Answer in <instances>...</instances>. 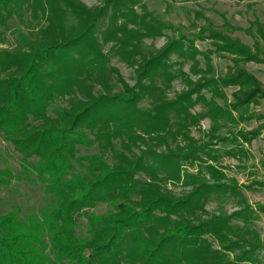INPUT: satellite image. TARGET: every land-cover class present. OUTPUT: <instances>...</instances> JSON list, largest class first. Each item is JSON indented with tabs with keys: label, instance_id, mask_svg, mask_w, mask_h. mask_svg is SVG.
I'll list each match as a JSON object with an SVG mask.
<instances>
[{
	"label": "trees",
	"instance_id": "obj_1",
	"mask_svg": "<svg viewBox=\"0 0 264 264\" xmlns=\"http://www.w3.org/2000/svg\"><path fill=\"white\" fill-rule=\"evenodd\" d=\"M105 3L0 0V138L19 155L17 172L0 168V207L15 182L39 187L47 200L0 208V264L254 263L261 244L252 213L237 181L216 163L238 157L264 129V85L246 69L264 64V22L255 18L242 30L248 45L232 36L239 28L225 20L215 26L201 10L191 11L195 33L187 35L146 12L141 0ZM13 20L20 26L9 32ZM8 32L12 48L2 46ZM156 37L166 38L159 49L144 42ZM195 40L212 48L201 51ZM108 43L136 67L133 85L110 66L101 48ZM214 54L230 61L222 74ZM176 79L184 88L169 98ZM196 105L200 111L191 113ZM204 119L210 127L196 140L189 129ZM193 166L195 173L186 171ZM167 184L189 191L176 195ZM213 194L237 197L238 209L208 215ZM98 204L109 210L94 213ZM235 217L242 228L230 225Z\"/></svg>",
	"mask_w": 264,
	"mask_h": 264
},
{
	"label": "rangeland",
	"instance_id": "obj_2",
	"mask_svg": "<svg viewBox=\"0 0 264 264\" xmlns=\"http://www.w3.org/2000/svg\"><path fill=\"white\" fill-rule=\"evenodd\" d=\"M88 8H99L105 6L106 0H80ZM145 6L146 12L152 14L153 17L160 21L172 24L173 30L182 31L183 33L190 35L195 33L194 28L190 26V21L193 19L191 11L201 10L202 13L215 25L220 26L222 23L227 21L230 25L239 28L240 30L235 31L232 36L239 38L243 43L251 45L252 39L248 37L242 30L248 26L250 21L255 18L264 22V0H141ZM111 9V7H110ZM134 10L139 14L142 13V8L137 5L134 6ZM112 12V10H110ZM107 14H104L98 22V29L103 30L108 24ZM23 18H30L29 14L25 13ZM34 22L30 24L34 25ZM202 21H197V25H201ZM10 31L20 26L16 20L10 21ZM31 27V26H30ZM6 33V43L4 47H14L10 44L14 41V36L11 33ZM172 33V32H168ZM166 41L165 37L146 38L144 42L146 45H152L159 49L164 45ZM195 44L198 49L204 51L206 48L211 49L208 40L199 41L195 40ZM102 51L109 58V64L118 70L122 78L129 84H134L136 78L135 69L136 67H130L128 64L121 60L118 55L112 54L111 50L114 48L113 43L103 44ZM212 57V64L215 71L218 74L224 73L226 67L230 65V61L227 58H219L215 54ZM172 61L177 60L176 55H172ZM190 61L183 66V71L188 72ZM247 71L252 73L258 78L264 85V64H253L249 63L246 65ZM192 79L194 76L190 75ZM169 90V98H172L174 93H179L183 90L184 86L180 79H176L171 84ZM232 89H228L227 93L230 95ZM147 99L144 100L140 105L145 107ZM57 105L63 104L61 99L56 101ZM200 105H196L191 108V113L200 111ZM260 113L264 114V100L261 101V105L258 107ZM256 126V122H252L246 129H252ZM210 127L209 119H204L199 123V126L190 127V136L196 140L204 138V133ZM264 132V131H263ZM180 139V138H179ZM221 144H217L216 147H220ZM172 147V145H171ZM163 150V147L159 148L158 151ZM218 150V149H217ZM83 153H88L83 151ZM89 153H93L89 150ZM19 155L13 150L10 143L0 138V168L9 167L15 172L19 170L18 167ZM216 167L223 171L229 179L237 181L239 191L245 199V204L249 206L251 211V217L249 218L250 227L255 229L258 233L261 247L254 253L255 261L252 264H264V137H260L253 144L244 145L243 152L239 153L238 157H229L228 155H222ZM187 172L195 173L196 166L187 167ZM205 173V172H204ZM206 178H209V174H206ZM138 178L143 179L144 176L139 174ZM170 189L176 195H183L189 191V188L183 187L179 184L172 185L167 184ZM1 197L4 199V203L1 205V209L8 208L10 204L23 205L25 207L40 206L44 205L47 200H44L45 195L42 190L31 184L18 182L13 183V186L4 190L1 193ZM239 199L230 195L217 196L213 194L208 200L205 211L210 214H231L238 209ZM109 207L105 204H98L93 212L97 214L106 213ZM88 213L91 210L87 211ZM207 217V216H204ZM86 218L83 216L79 219V225H77L76 233L80 236H86L87 231L85 227ZM248 224V225H249ZM230 225L236 230L242 228L241 218H234L230 221ZM213 248H216L217 242L212 241ZM238 250H236L237 252ZM228 260L232 259V255H228ZM250 264V263H245Z\"/></svg>",
	"mask_w": 264,
	"mask_h": 264
},
{
	"label": "crops",
	"instance_id": "obj_3",
	"mask_svg": "<svg viewBox=\"0 0 264 264\" xmlns=\"http://www.w3.org/2000/svg\"><path fill=\"white\" fill-rule=\"evenodd\" d=\"M263 131H264V129L261 131V134H260V136L257 139H259L260 137H264V132ZM257 139L253 140L251 142V144H253L255 141H257Z\"/></svg>",
	"mask_w": 264,
	"mask_h": 264
}]
</instances>
